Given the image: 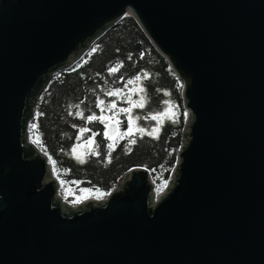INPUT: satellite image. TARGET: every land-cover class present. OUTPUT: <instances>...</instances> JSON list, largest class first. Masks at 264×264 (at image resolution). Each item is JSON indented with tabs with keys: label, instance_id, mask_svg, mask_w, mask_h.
Wrapping results in <instances>:
<instances>
[{
	"label": "water",
	"instance_id": "95a60500",
	"mask_svg": "<svg viewBox=\"0 0 264 264\" xmlns=\"http://www.w3.org/2000/svg\"><path fill=\"white\" fill-rule=\"evenodd\" d=\"M126 16L184 83L177 163L72 209L30 123ZM0 264H264V0H0Z\"/></svg>",
	"mask_w": 264,
	"mask_h": 264
},
{
	"label": "trees",
	"instance_id": "16d2710c",
	"mask_svg": "<svg viewBox=\"0 0 264 264\" xmlns=\"http://www.w3.org/2000/svg\"><path fill=\"white\" fill-rule=\"evenodd\" d=\"M113 67L118 70L110 73ZM136 76L141 79L135 81ZM129 79L135 83L125 87ZM121 88L124 89L121 97L104 95L108 90ZM133 88L136 89L132 93L134 100H138L139 95H144L146 99V106L134 109L133 116L151 117L161 112L163 115H158L156 121L141 119L133 123L131 135H123L127 128L125 114L116 117L123 123H120V133L113 140L103 135L93 137L95 132L106 131L105 124L99 121L89 123L75 114L90 107L99 115L100 110L95 106L97 98L105 99L106 103L115 101L118 108L129 107L123 102V96ZM140 88H144L143 93ZM183 90V81L168 61L158 53L136 21L126 16L99 39L78 64L53 77L39 97L30 123V139L49 158L53 175L59 181L63 194L68 197L64 195L65 199L72 205L88 199H105L118 180L134 168L147 170L157 194H161L167 187H164V182L169 183L175 169L188 118L182 98ZM76 104L81 105L79 109L72 107ZM88 114L85 111V115ZM105 115L111 113L106 112ZM158 122L160 135L155 138L148 132ZM81 127L90 131L81 135ZM136 127H144L146 132L142 134L134 130ZM89 138H93L92 144L86 143ZM132 139H136L135 144L130 143ZM109 144L114 149L111 150L110 159ZM77 145L87 153L83 164L70 156ZM97 152L99 155L95 154ZM68 189L72 190V194H68ZM84 189L90 191H82Z\"/></svg>",
	"mask_w": 264,
	"mask_h": 264
},
{
	"label": "snow or ice",
	"instance_id": "6c2138e0",
	"mask_svg": "<svg viewBox=\"0 0 264 264\" xmlns=\"http://www.w3.org/2000/svg\"><path fill=\"white\" fill-rule=\"evenodd\" d=\"M118 68L117 67H113L110 69V73H115L117 72ZM141 79L140 76H136L135 77V81H139ZM134 80L129 79L126 82L125 87H127V85H133L135 83ZM136 91L135 88L131 89L127 94H125L123 96V102L129 104V107H123V108H118V105L115 101L111 102V103H106V100L103 98H97V103H96V108H98L100 110V114L97 115V113L95 111H92V109L86 108L85 111H87L89 114L85 115V111H77L75 114L76 116L80 117L81 119L85 120L86 122H94V121H99L102 124H105V127H112L111 123H106L107 122H111L113 120H115V124L119 125L120 123H123L122 121H120L119 119H116V117H118L120 114H125L127 116V128L126 131L123 133V135L126 137L128 135L133 134V128H132V124L140 121L141 119L144 120H148L151 119L153 121H156L158 119V115H163V112L158 113V114H153L151 115V117L148 116H144L141 117L140 115H135L133 116V110L136 108H140L143 109L146 106V99L144 95H139V99L138 100H134L133 99V95L132 93H134ZM124 92V89H115V90H108L106 92H104V95L106 97H121L122 93ZM140 92L143 93L144 92V88H140ZM83 103V102H81ZM167 103V102H166ZM80 104H76L72 107H75L76 109L80 108ZM111 113V115L106 116L105 113ZM69 115H72L71 112H69ZM186 115V114H185ZM33 127H35V125H33ZM75 127V125H74ZM90 131V129L86 128V127H81L79 129V133L81 135H83V133ZM137 131H139L140 133H145L146 129L144 127H139L137 129ZM156 131L155 128L152 129V132L148 133L149 135H151L152 133H154ZM97 135H103L105 138L107 139H112V137L108 136L107 131L100 133V132H95L93 133V137L97 136ZM142 138V137H141ZM86 143L88 144H92L93 143V138H89ZM131 144H135L136 143V139H132L130 141ZM79 146V145H77ZM109 152H108V156L109 159L111 158V150L113 149V145L109 144L108 146ZM73 152L76 151V148L74 147L72 149ZM96 155H99V152L95 153ZM53 163L55 164V161H53ZM73 183H76L75 181ZM61 184H64V181H61ZM167 186V181L164 182V187ZM82 191L88 192L90 191L89 189H84ZM157 191L159 192L160 189L158 188ZM68 194H72V190L68 189L67 190Z\"/></svg>",
	"mask_w": 264,
	"mask_h": 264
},
{
	"label": "rangeland",
	"instance_id": "374dc122",
	"mask_svg": "<svg viewBox=\"0 0 264 264\" xmlns=\"http://www.w3.org/2000/svg\"><path fill=\"white\" fill-rule=\"evenodd\" d=\"M108 123H115V120H113V121H111V122H108ZM119 125H121V124H119ZM159 128H160V123L158 122V124L155 126V129H156V131L154 132V133H152L150 136H152V137H155V138H157L159 135H160V130H159ZM136 129H138L137 127L136 128H134V130H136ZM150 132H152V131H149L148 133H150ZM115 139V138H114ZM31 140V139H30ZM113 140V139H112ZM75 148H76V151L75 152H73L72 150H71V152H70V156L72 157V158H74L77 162H79V163H81V164H83V163H85V161H86V157H87V153H86V151L85 150H83V149H79V146H75ZM50 164H51V162H50ZM52 166V165H51ZM52 171H53V169H52ZM55 178V177H54ZM61 186V185H60ZM60 194H61V196L65 199V197H67L66 196V194H63V192H62V188L60 189ZM64 195H65V197H64ZM67 199H68V197H67ZM66 200V199H65ZM75 200H78V198H75ZM88 200H92V199H88ZM88 200H85V201H78V203L77 204H75L76 206H78V205H82V204H84L85 202H87ZM67 201V200H66ZM68 202V201H67ZM69 203V202H68ZM74 205V206H75Z\"/></svg>",
	"mask_w": 264,
	"mask_h": 264
},
{
	"label": "bare ground",
	"instance_id": "6f19581e",
	"mask_svg": "<svg viewBox=\"0 0 264 264\" xmlns=\"http://www.w3.org/2000/svg\"><path fill=\"white\" fill-rule=\"evenodd\" d=\"M157 195H158V194H156L155 197H156ZM60 197H61V196H60ZM65 203H66V202H65ZM65 203H64V204H65ZM70 207H72V209L76 208V206L74 207V206H72L71 204H70Z\"/></svg>",
	"mask_w": 264,
	"mask_h": 264
},
{
	"label": "built area",
	"instance_id": "2783aa9c",
	"mask_svg": "<svg viewBox=\"0 0 264 264\" xmlns=\"http://www.w3.org/2000/svg\"><path fill=\"white\" fill-rule=\"evenodd\" d=\"M102 200V199H101ZM101 200H99V201H101Z\"/></svg>",
	"mask_w": 264,
	"mask_h": 264
}]
</instances>
